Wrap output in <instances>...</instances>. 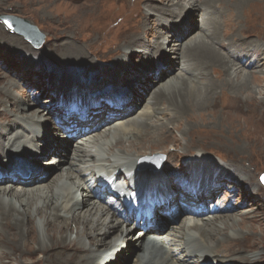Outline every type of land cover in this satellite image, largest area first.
I'll return each mask as SVG.
<instances>
[{"label": "bare ground", "instance_id": "obj_1", "mask_svg": "<svg viewBox=\"0 0 264 264\" xmlns=\"http://www.w3.org/2000/svg\"><path fill=\"white\" fill-rule=\"evenodd\" d=\"M219 1L222 0H203V3H200L202 2L200 0H161L162 4H166V7H160L158 4L146 5L144 18L149 17L157 10L160 11L154 25L157 27L155 40L152 43L142 42L138 45L139 39L129 41V44L133 46L125 47L126 49L124 48V51L119 54H131L134 61H141L145 58L144 65L139 71L134 67L135 62L129 66L123 60L101 65L98 62L99 67L94 63L87 71L82 69L87 74H83V71L79 69L76 71L81 73H67L71 76H66V78L73 77V79H81L82 75L88 74L95 76L98 73L105 83L127 82L128 87L132 86L127 93L128 96L121 99V102L119 100L115 105L116 108H112L106 117L99 114L92 115V112L87 113L86 111L83 112L86 114L85 116L83 114L78 116L79 113L75 112V114L69 115V118L58 114L55 117L58 129L53 135L49 131L56 126V123L54 124L50 118L53 110L52 104L46 107L48 118H45L40 115L42 110L40 107L29 109L31 102L27 98L16 101L10 96L9 107L0 112L4 116V119L0 118V162H5L3 166H0V264H25L27 262L35 264L32 260L21 259L22 262H20L15 259L17 255L31 254L32 256L36 252L40 253L39 260L44 264H68L67 262H70L69 264H98L105 259L104 254L106 253H108V257L118 256L123 245H126L128 250L138 248L137 251L141 252L138 254L140 256H138L137 264H190L193 260L197 262L200 260L202 264H242V262L235 261V257L231 255L216 256L213 252L205 250L202 244L214 247L218 246L217 244L223 239L240 238L241 236L223 231L220 225L224 227L238 225L244 219H237L235 215H214L218 212L216 204L210 205L208 209L200 208L199 211L194 208L198 203L204 202L206 198H211L213 194L211 185L215 183L221 188L224 183L229 182L230 184L235 176L241 175V169L234 168L230 173L214 166L208 157L202 158L199 160L200 162L190 164V166L198 165V167L193 168L197 170L196 173L194 172L195 179L184 192L170 180L172 175L178 173L182 174L183 178L185 177L186 174L181 170L182 164L180 163L178 165L169 163L161 170H158L160 168L151 170L134 168L138 158L149 153L146 151L149 150L148 148H150V152L155 150L153 146L146 143L147 139L155 132L164 131L170 126L173 119H177L180 123H197L209 108V102L218 84L230 83L236 87V91L249 90L254 75L247 72L246 69L260 68L264 64V41L259 40L256 35L250 40H239L235 37L233 40L227 41V39L221 44L217 43L218 46L226 49L225 53L230 59L214 45L215 43L213 44L216 39V27L223 19L219 17L221 16V11H219L221 5L217 3ZM234 1V5L229 4L227 0L222 2L226 7H232L233 13L241 14V6L252 0ZM180 6L188 10L189 16L198 10L200 20L198 19L199 23L196 28L190 29L192 22H184L186 13L182 14ZM176 16L181 19L176 21ZM147 26V22L144 21L143 29ZM191 32H193L192 35ZM183 36L190 37L183 40ZM135 46L141 47V54L133 51ZM18 47L28 48L21 42H18ZM168 52L179 55H175L174 58L177 59L171 61ZM60 54L66 59L81 57L80 60L84 61L88 57L79 47H72ZM183 54H193L208 66L218 65L224 75L216 80L212 79L213 77L205 79V70L201 66L196 69L190 68L189 76L191 77L185 75L182 72L187 69V65L190 63L188 62L184 66L183 57H181ZM148 55L147 58L143 57ZM161 55L165 57V61L162 63L153 61ZM244 59L246 63L243 62ZM74 61L68 60L64 63ZM149 61L157 63L155 66L153 65L154 68L150 67ZM198 64L200 65V62ZM238 64L245 69L239 67ZM147 66L150 68L147 70L148 73L144 71ZM129 72L137 75L139 79H133V83H131L132 79L127 77ZM146 73L152 74L153 79L146 78ZM194 73L197 77H193ZM18 76L30 79V74L28 75L23 70L18 73ZM200 76L203 78L200 79L201 81L198 80ZM167 77L169 79L163 81ZM14 78L16 79V77ZM35 78L37 79V77ZM42 80L45 79L40 78L38 83ZM49 80L51 81L47 82L48 87L57 88L63 92L69 89L70 92H67L72 94L74 99L82 97V93H78L80 91L78 88L86 84L84 81L75 80L76 82L71 86H67L53 84L55 80ZM13 85L14 80L10 78L4 82L2 88L5 93L10 94ZM92 86L94 85L89 84L81 88H91ZM160 97L162 99L159 104L157 99ZM91 100L92 98H89L88 101L82 99L79 102L83 104L89 103ZM141 100H145L143 107L140 110L138 108L135 110L133 107ZM262 100L264 101V99ZM165 105L168 107L167 111H165ZM92 110H98V108ZM135 112L136 114L132 115ZM158 112H161V116L167 114V119L158 123L159 118L163 117H158ZM232 112V110L222 111L226 114ZM151 118H155V120H150ZM73 126L79 127L77 132L81 136L79 141L75 140L74 145H71L68 137L62 133L76 132V129H71ZM159 128L161 129L159 130ZM139 133L142 135L141 140L144 143L137 145L136 138ZM181 135L185 137V132L183 131ZM130 137L134 138L130 139ZM126 140H129V149H125ZM189 146L190 143L186 142L183 148ZM165 153L170 160H174L173 154ZM33 158L45 159V165L30 166L28 162ZM222 162L223 164L228 163L223 160ZM208 169H211L213 174L208 173ZM122 172H129L128 176L131 178H127L125 183L120 184L118 175ZM161 173H164V177ZM86 174L92 176L91 186L89 179L84 178ZM123 176L126 178L127 175ZM16 184L17 187L14 186ZM110 185H117V192L114 193H117L121 198L125 195L136 196L140 202L149 205L153 210L151 218L144 216L139 218L144 221V225L137 235L130 236L132 228L128 225L130 220L135 223L134 217L130 219L129 214H118L116 209H110L104 204L98 203L97 200L89 198L93 195L91 188L94 186L107 193L111 190ZM80 190H82L81 196L88 191V197L82 198V204L86 206L85 209H80L78 203ZM121 191L123 194H120ZM173 207L176 212L186 210L187 213L186 219L178 221L176 225H174L177 219L175 214L162 216L163 210ZM164 222L168 224L163 225ZM39 225L42 227L40 228ZM135 225L137 224H132V226ZM258 225L260 233L252 232L251 234H257V239L262 241L264 240V220L259 221ZM112 230H117L114 241L108 245L102 244L101 238ZM73 233H75L74 238L71 236ZM160 233L170 235L169 246L164 243V238L159 236ZM207 233H215L214 238L209 239ZM82 239L87 240L89 245L82 244L80 242ZM171 245L172 247H170ZM244 245L246 246V244ZM177 253L180 256L175 257L174 255ZM259 255L246 257L251 258L252 260L248 259L255 263L258 262ZM237 260L240 261L239 257Z\"/></svg>", "mask_w": 264, "mask_h": 264}, {"label": "rangeland", "instance_id": "obj_2", "mask_svg": "<svg viewBox=\"0 0 264 264\" xmlns=\"http://www.w3.org/2000/svg\"><path fill=\"white\" fill-rule=\"evenodd\" d=\"M200 1H202L200 3H203V0ZM222 1L217 2L221 5V10H219L221 11V16L219 17H222L223 19L218 25L219 28L216 27V39L213 44L215 43L214 45L221 49L225 56H227L225 53L226 49L221 48L217 43L221 44L227 39V41H230L235 37L239 38V40H250L255 35L259 40L264 41V0H252L248 4L241 6V14L233 13V8L224 6ZM227 2L234 5L235 1L227 0ZM150 4H158L160 7H166V4H162L161 0H0V112L7 110V107H9L10 96L16 101L27 98L28 101L31 102L29 109L40 107L42 109L40 115L45 118H48V116H46L48 113L46 107L52 104L53 110L50 118L54 124L56 123V126L49 131L50 134L52 132L53 135H55L56 129H58L57 118L55 117L58 114H61V116L69 118V115L75 114V112L69 115L63 113L67 111L71 112L72 109H64V111H61L64 101L70 98L74 99V97L67 92H70L69 89L66 92L65 90L63 92L57 88H50L48 87L47 82L51 81L49 79H53L55 80L53 84L71 86L72 83L81 80L86 82V84L81 85V87L89 84L97 87L78 88V90H80L78 93H82V97L80 99H75L77 104L80 103L78 101H81L82 99L88 101L89 98H92L89 103H80L82 106L80 107V114L85 116L86 114L83 112L86 111L87 113L92 112V115L99 114L104 115L105 117L108 116L110 113L109 111H111L112 108H116L115 105L119 100L121 102V99L128 96L127 93L131 90L132 86L128 87L127 82L121 84H114L113 82L105 83L102 80V77H99L98 73L95 76L89 74L86 76L82 75L81 79H73V77L66 78V76H71V74L68 75L67 73H81L80 71H76L78 69H86L87 71V69L92 67L94 63L98 66V62H100L99 65H101L102 63L123 60H125L129 66H132L135 62L134 67L138 71L142 69L144 65L143 60H145V58L141 61H134L131 54H119L124 51L125 47L132 45L129 44V41L139 39L137 43L138 45L142 42L152 43L155 40L157 27L154 25L156 23V17H158L157 15L160 14V11L157 10L150 14L149 17L144 18L143 15L146 10V5ZM183 6H180V8L182 14L186 13L184 22H192V27L190 29L196 28L200 20L199 13H197L198 10L189 16L187 13L188 10ZM6 15L18 16L28 21L31 25H35L43 34L44 38L42 43L39 46H35L25 37L24 34L18 32L12 27L9 28L2 19V16ZM178 19L181 18L176 16L175 20L178 21ZM144 21L147 22L148 28L145 27L143 29L142 23ZM192 33L193 32H191V35ZM188 37L190 36H183L182 39L186 40ZM18 42L27 45L28 48L22 49L18 47ZM65 47L68 50L72 47H79L81 51L88 56L86 61L83 59L80 60L81 57L78 59H66L65 56L60 54L68 51ZM133 51L141 54V47L135 46ZM175 55L178 56L179 54H171L168 52V57L171 61L177 59L174 58ZM143 57L147 58L149 55ZM181 57H183L182 60L184 66L187 65L188 62L190 63V65H187V69L184 72L181 71L187 76L190 75V68L196 69L200 66L205 70V79L206 77H213L212 79L216 80L224 75V72H222V69H220L218 65L215 66L212 64L211 66H208L207 64L202 63L201 60L193 54H183ZM227 58L230 59L228 56ZM157 59L153 61L160 63L165 61L163 55ZM68 60L75 61L72 63L67 62L70 64L64 63V61ZM153 61H149L150 67L157 64ZM199 62L200 65L198 64ZM243 62L246 63V60L244 59ZM238 66L242 67L240 64H238ZM149 69V66H147L144 71L147 72ZM22 70L26 71L28 75L30 74V79L18 76V73ZM82 71L83 74L86 72L84 70ZM246 71L251 72L252 75H254L249 90L236 91V87L230 85V83L218 84L214 89L213 97L209 102V108L206 110L203 118L194 124H186V122H182V124L178 122L177 119H173L170 122V126L167 127L168 129L166 128L160 133L155 132L146 141V143L153 146L155 150L150 152V148H148L149 150L146 151L149 153L140 156L134 165V168L137 170L153 169L152 165L156 164V159L154 157L155 153L161 154L164 157L162 166L158 170L163 169L165 165H168L169 163L176 165L180 163L182 164L181 170L186 174L185 177L183 178L182 174L178 173L172 175L170 180L176 187L184 192H186V189L189 187L192 180L195 179V173L197 170H194L193 168L198 167V165L190 166V164H193V162H200L199 160L202 158L208 157L214 166L228 172L234 168L241 169V175L235 176L234 180L230 181V184L229 182L224 183V186L221 188L215 183L211 185L213 191L211 198H206L204 202L195 205L197 207L194 206L195 210L199 211L202 208L208 209L210 205L216 204L218 212L214 215H235L237 219L243 218L244 220L238 225L234 224L226 227L220 225L223 231L241 237L231 240L223 239L217 244L218 246L214 247H207L204 243L202 245L205 250L213 252L216 256L224 255V257H226L227 255H231L232 257H235V261L242 262V264H264V240L261 241L257 239V234L260 233L258 222L264 220V184L261 181L262 174L264 173V101L262 100L264 99V64L260 68L246 69ZM147 73L145 74V77L153 79L152 74ZM193 75V77H197L195 73ZM136 76L137 75H133L129 72L127 77L130 80L132 79L130 82L133 83V79H139V77ZM201 76L198 77L199 81H201L200 79H203ZM14 77H16V79ZM35 77H37L38 80L40 78L45 80H42V83H38V80ZM10 78L14 80V85L11 87L12 89L10 88V94L12 93V95L5 93L2 88L4 82ZM168 79L169 77L165 78L163 81ZM160 99L162 98L160 97L157 99L159 104ZM144 103L145 100L138 101L133 108L135 110H137V108L140 110ZM100 106L102 107L100 108ZM94 108H98V110H92ZM161 108L163 109L162 105ZM167 110L168 107L165 105V111ZM231 110L233 112L230 114L222 113V111ZM136 112L138 113V111ZM136 112L132 115H135ZM158 113V117L163 116L162 118H159L160 120L158 123L167 119V114L161 116V112ZM0 118L4 119V116L0 114ZM150 120H155V118H151ZM72 124H74V121H72ZM73 128L76 129V132H73L72 134L69 132L62 133L61 131L62 134H65V136L68 137L71 145H74L75 140L79 141V137L81 136L77 132L79 127L73 126L71 129ZM160 129L161 128H159V130ZM68 131H70V129H68ZM139 131L141 132V130ZM183 131L185 132V137L181 135ZM141 137L142 135L139 133L136 138V141H138L137 145L144 143V141L141 140ZM132 138L134 137H130V139ZM186 142H189L191 147L183 148L184 143ZM124 144L125 149H129V140H126ZM71 148L72 147L70 146V150ZM259 149H261V151H259ZM165 152L173 154L175 156L174 160H170ZM222 160L228 163L223 164ZM44 161L45 159L33 158L28 163L30 166L36 167V165L44 166ZM4 163V161H1L0 166H3ZM202 166L204 165L202 164ZM57 169L58 168H56V171H58ZM211 169H208V173L213 174ZM123 175H127L126 178ZM128 175L129 172L120 173L118 175V182L120 184L125 183L127 178H130ZM161 175L164 177V173H161ZM85 177L89 179L91 186L93 183V180H90L92 179V176L86 174L84 175V178ZM14 186L17 187L18 185L16 184ZM91 189L93 195L89 197L90 199H95L101 205L104 204V206H107L110 209H115L107 202V195H111L109 194L110 192L105 193L96 186ZM81 192L82 190H80L78 203L80 204V209H85L86 206L82 204V198L88 197V191L82 196ZM211 202L213 203L211 204ZM183 205L185 204L183 203ZM174 208L175 207L169 208V210H163L162 216L175 214L177 219L174 222V225H176L178 221L186 219L185 217L187 216V213L186 210L176 212V209ZM211 208L213 207L211 206ZM184 214L185 216H183ZM131 219H133V217ZM137 222L138 223H136L137 225L135 226H132V224H135L132 223V220L128 222V225L132 228L130 236L137 235V232L140 231L141 227L144 225L143 220ZM166 224L168 223L164 222L163 225ZM41 227L42 225L40 228ZM116 232L117 230H112L108 234H105L101 238V243L108 245L113 242L116 238ZM252 232H256L257 234H251ZM207 234L209 239H212L215 236V233ZM71 236L74 238L75 233ZM159 236L164 238V243L166 245L170 243V235L160 233ZM80 242L89 245V242L85 239L80 240ZM244 244H246V246ZM170 247H172V245ZM137 249L138 248H136V250H128L126 245H123L120 248V254H118V256L111 255L108 257V253H106L104 254L106 256L105 259L98 264H137L139 262L138 256H140L138 254L141 253L140 251H137ZM256 254L260 255L257 258L258 262L255 263L251 262V258L246 257L248 255ZM40 256L41 255L38 252L32 254V256L31 254H22L21 256L17 255L15 260L22 262L21 259H27L32 260L35 264H44L39 260ZM174 256L177 257L180 256V254L177 253ZM238 257L240 261L237 260ZM67 263L69 264L70 262ZM25 264L32 263L27 262ZM190 264L202 263H200V260L199 262L193 260Z\"/></svg>", "mask_w": 264, "mask_h": 264}, {"label": "water", "instance_id": "obj_3", "mask_svg": "<svg viewBox=\"0 0 264 264\" xmlns=\"http://www.w3.org/2000/svg\"><path fill=\"white\" fill-rule=\"evenodd\" d=\"M2 19L7 20L11 27L16 29L18 32L25 35V37L30 40L35 46H39L43 41V34L37 29L35 25H31L28 21L14 15L2 16ZM154 157L156 159V164L154 167L156 169L160 168L164 157L161 154L155 153ZM261 181L264 184V173L262 174Z\"/></svg>", "mask_w": 264, "mask_h": 264}, {"label": "snow or ice", "instance_id": "obj_4", "mask_svg": "<svg viewBox=\"0 0 264 264\" xmlns=\"http://www.w3.org/2000/svg\"><path fill=\"white\" fill-rule=\"evenodd\" d=\"M4 23H5L9 28L11 27V24H9L7 20H5Z\"/></svg>", "mask_w": 264, "mask_h": 264}]
</instances>
